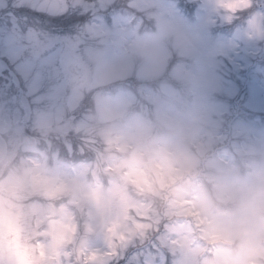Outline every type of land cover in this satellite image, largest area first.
<instances>
[{"label":"rangeland","instance_id":"rangeland-1","mask_svg":"<svg viewBox=\"0 0 264 264\" xmlns=\"http://www.w3.org/2000/svg\"><path fill=\"white\" fill-rule=\"evenodd\" d=\"M55 2L65 5L64 17L73 24L66 21V29L59 30L49 19L63 16L32 12L27 23L34 29L22 36L37 52L56 43L62 73L43 93L23 94L31 103L30 127L7 138L18 154L5 175L40 172L69 183L56 191L37 189L31 205L34 218L66 241L61 264H71L76 256V264H243L241 256L217 246L233 242V234L213 229L187 195L209 168L220 175L217 189L226 190L234 169L224 153L234 154L243 143L234 138L224 148L220 129L193 115L192 88L203 61L191 37L215 44L223 57L222 109L234 120L264 127V0ZM154 25L155 34L138 35V29L149 32ZM165 32L187 39L169 45ZM18 38L16 33L7 37ZM144 47H158L163 55L138 59L132 54ZM11 100L23 116L20 98ZM157 121L181 133L196 153L180 154L182 167L174 182L133 185L121 173L130 164L139 170L138 163L125 158L130 148L125 129L134 125L139 137L157 143L163 139L153 134ZM89 181L113 188L117 213L105 219L87 210L78 214L81 202L74 192ZM259 211L249 207L240 238L248 254L264 241V225L254 223Z\"/></svg>","mask_w":264,"mask_h":264},{"label":"clouds","instance_id":"clouds-1","mask_svg":"<svg viewBox=\"0 0 264 264\" xmlns=\"http://www.w3.org/2000/svg\"><path fill=\"white\" fill-rule=\"evenodd\" d=\"M137 31L139 36L145 37L155 34L158 29L154 25L149 32ZM162 35L169 45L187 39L175 32ZM191 39L196 43L195 55L203 61L202 73L192 88L193 115H199L204 122H213L220 129L222 134L218 139L224 148L234 138H241L243 143L237 146L234 154L224 153L232 158L234 169L226 190L217 189L216 181L220 175L209 168L206 175H200V186L187 195L190 202L202 210L213 229L221 235L233 234V242L219 243L218 247L226 249L233 257L241 256L243 264H264V241L258 242L255 250L248 254L242 248L240 239L247 225L249 207L260 208L254 223L264 225V127L254 128L234 120L230 113L222 109L223 57L215 44L196 36ZM132 54L138 59H155L163 52L158 47H144L134 49ZM125 133L130 144L125 158L138 163L139 170L130 164L122 168L121 173L133 185L174 182V174L182 167L180 154L185 150L196 153L195 145L186 142L181 133L169 132L158 121L153 127V134L163 139L157 143L149 144L139 137L134 125L127 127ZM256 137H259L258 143ZM67 187L68 182L62 183L40 172L0 177V264H61L62 257L67 255L66 241L49 224L34 218L31 205L38 198L37 189L56 191ZM74 196L81 202L79 215L87 210L97 218L105 219L119 211L118 199L113 188L107 184L101 187L95 181H89L82 184ZM78 260L79 256L74 257L71 264H76Z\"/></svg>","mask_w":264,"mask_h":264},{"label":"snow or ice","instance_id":"snow-or-ice-1","mask_svg":"<svg viewBox=\"0 0 264 264\" xmlns=\"http://www.w3.org/2000/svg\"><path fill=\"white\" fill-rule=\"evenodd\" d=\"M65 5L55 0H13L11 4L0 0V37H5L0 44V100H10L26 91L35 89V94L43 93L49 84L62 73V62L56 43H50L42 52L27 46L22 34L34 27L27 23L28 13H40L45 16L67 15L62 9ZM254 7L249 6V10ZM10 33H16V40H9ZM116 257L119 258L117 252ZM119 264V260H118Z\"/></svg>","mask_w":264,"mask_h":264},{"label":"flooded vegetation","instance_id":"flooded-vegetation-1","mask_svg":"<svg viewBox=\"0 0 264 264\" xmlns=\"http://www.w3.org/2000/svg\"><path fill=\"white\" fill-rule=\"evenodd\" d=\"M24 94V93H23ZM23 94L19 95L21 101V107L24 110V115L22 116L21 112L15 110L13 107V101L10 100H0V137L6 143V157L0 163V172H2V176H4L7 172V169L10 168L15 161L18 151L14 149H10L9 141L7 138L9 136L15 135L17 132L20 135H23L22 132L26 131V128L30 127V113H27L28 107L23 104L22 96ZM14 99H17L15 97ZM30 103V101H29ZM31 104V103H30ZM31 108V107H30ZM18 115V119L15 121V117ZM12 152V153H11Z\"/></svg>","mask_w":264,"mask_h":264},{"label":"water","instance_id":"water-1","mask_svg":"<svg viewBox=\"0 0 264 264\" xmlns=\"http://www.w3.org/2000/svg\"><path fill=\"white\" fill-rule=\"evenodd\" d=\"M22 102L24 105H26L28 107L27 109V113L31 112V108H30V104L28 99L25 96H22ZM18 115H16L15 117V121L18 119ZM6 157V143L5 141L0 137V163L5 159ZM2 175V172H0V177Z\"/></svg>","mask_w":264,"mask_h":264},{"label":"trees","instance_id":"trees-1","mask_svg":"<svg viewBox=\"0 0 264 264\" xmlns=\"http://www.w3.org/2000/svg\"><path fill=\"white\" fill-rule=\"evenodd\" d=\"M123 9H125V7L123 8ZM130 11V10H129ZM46 19H48V18H46ZM55 20V21H54ZM54 20L53 19H49V24L51 25V26H56V24H58L57 26H56V29H61V28H63V29H66L65 28V26L63 25V23L66 25L67 23H71V24H73V21H71V22H69V18H67V17H60V18H54ZM67 21V23H65ZM57 22V23H56ZM75 24V23H74ZM105 88H107V89H111V87H105Z\"/></svg>","mask_w":264,"mask_h":264}]
</instances>
